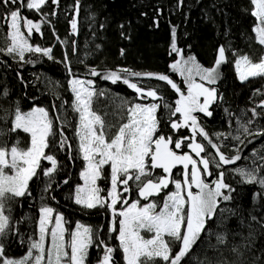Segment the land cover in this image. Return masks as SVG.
I'll list each match as a JSON object with an SVG mask.
<instances>
[{
  "label": "snow or ice",
  "instance_id": "6c2138e0",
  "mask_svg": "<svg viewBox=\"0 0 264 264\" xmlns=\"http://www.w3.org/2000/svg\"><path fill=\"white\" fill-rule=\"evenodd\" d=\"M48 3L49 0H0V7L5 9L0 14V20L5 21L8 28L5 37L7 46L0 48V52L18 57L19 61L26 63L33 61H25V53H40L52 59L50 47L33 45L30 38L33 32L43 35L41 24L51 25L48 16L54 17L55 9L42 13L41 23L22 15V9L40 13ZM51 4L58 8L60 0H51ZM250 4L253 6L251 15L258 21L253 31L258 43L264 46V0H250ZM73 12L79 14V0H76ZM23 29H26L27 35ZM71 29L73 33L77 31L75 18L71 20ZM171 37L170 54L175 53L179 59L170 68L183 78L186 89L163 73H141L124 68L102 75L95 68L89 69L93 77L102 75L104 80H110L113 84L122 81L134 90L137 100L151 101L129 102L117 124H108L102 115L93 110L92 101L97 95L93 80L73 78L69 81L74 93L73 110L78 113L75 133L78 137L77 151L86 162L80 173L83 184L75 187L74 197L70 198L82 210L110 211L111 220L105 236H101L105 231L103 226L94 229L80 222H76L74 230L69 231L66 225L70 222L64 214L42 204L38 210V238L30 239L28 251L23 257L15 259L5 255L4 241L19 231L12 222L11 204L20 198L32 197L29 185L34 178L36 181L41 177L47 178L44 192H50L56 183L54 173L58 161L46 150L54 146L61 150L67 148L71 159L72 144L64 134L63 126H57V133L55 120L43 107L22 112L17 104L11 113L0 116V122L4 123L8 122L9 115L12 117L9 127H0V264H92L90 251L93 249L98 250L95 264H119L118 250L122 253L123 264H187L185 258L201 240L202 234L206 233L209 221L215 222L218 218L220 204L233 198L235 188L225 182L229 172L240 176L241 183L258 185L262 191L256 195L264 199V175H261L264 163L257 164L253 160L251 167L229 169L227 166L242 159L240 148L234 149V155L222 151L224 143L221 137L227 140L231 133H216L218 142H213L197 115L201 113L211 117V106L223 99L214 85L221 78V65L229 62L226 55L228 49L220 46L214 65L204 67L194 55L185 57L183 49L177 46L175 27L171 29ZM232 54L236 56L234 65L241 82L264 79V55L254 61L247 54L238 55L234 51ZM121 73L127 75L122 76ZM132 77L165 82L178 96L174 106L159 94L157 88L146 89L131 82ZM0 96L7 97L8 91L0 90ZM258 107L264 109V101ZM251 112L254 118L264 116V111L257 112L256 108H252ZM252 123L254 119H250L247 125H240L244 134L264 136V129L256 133L249 131L248 125ZM165 127L172 134H166ZM181 129H190L191 135L173 139ZM17 132L29 135L26 148L20 147L18 138L11 145L3 139ZM198 136L207 141V145L199 142ZM232 139L243 143L239 135L232 136ZM184 148L190 151H183ZM253 155L256 153L253 152ZM258 159L264 161V156ZM42 160L49 162L50 167H42ZM178 166L181 171L179 178H176L174 169ZM106 168L109 170L107 175ZM157 169L162 174L156 173ZM69 179H64L62 183L69 184ZM101 179L110 184V190L103 196L101 192L104 189L97 183ZM130 182L135 184L138 197L149 201L159 196L161 203L150 200L141 205L140 199L129 203L130 195L125 197L124 194L132 192ZM170 185L174 190L169 191ZM117 204L126 207L118 211ZM223 211L221 209V213ZM142 232L151 235L146 238ZM113 233L119 242L118 247L107 242L112 239ZM217 241L227 243L226 236L217 235Z\"/></svg>",
  "mask_w": 264,
  "mask_h": 264
},
{
  "label": "trees",
  "instance_id": "16d2710c",
  "mask_svg": "<svg viewBox=\"0 0 264 264\" xmlns=\"http://www.w3.org/2000/svg\"><path fill=\"white\" fill-rule=\"evenodd\" d=\"M75 3L76 0H60L57 8L49 0L40 13L22 9V15L38 23L43 20L42 13H50L55 9L56 15L48 16L51 25L41 24L43 35L33 32L30 38L33 45L50 47L52 59L40 53H25V61H33L26 63L19 61L18 57L0 52V90L8 91L7 97L0 96V116L11 113L17 104L21 110H28L35 105L44 106L55 120L57 133V126H63L64 134L72 144L71 159L67 148L61 150L54 146L46 150L58 161L54 173L56 183L50 192H44L47 178L41 177L39 181L34 178L29 185L32 197L20 198L11 204L12 222L19 231L4 241L7 257L24 255L30 239L37 238L38 210L42 204L62 212L70 222L66 225L69 231L74 230L75 223L81 221L94 229L103 226L105 231L101 236H105L111 220L110 211L82 210L70 198L74 197L75 187L82 182L80 173L86 162L77 151L78 137L75 133L78 113L73 110L74 93L69 81L73 75L95 80L97 95L93 98L92 108L108 124H117L125 106L139 100L134 90L122 81L113 84L110 80H104L102 75L106 72L127 68L141 73H163L186 89L183 78L170 68L177 58L175 53L170 54L173 27L176 28L177 46L183 49L184 55L193 54L205 66L214 64L220 46L228 49L226 55L229 62L221 66V78L214 85L217 94H222L223 99L211 106V117L201 113L197 115L213 142H218L216 133H231L227 140L221 137L224 143L222 151L234 155V149L240 148L242 159L227 166L229 169L251 167L253 160L257 164L264 163L258 159L264 156V136L246 135L240 127L254 119V123L248 125L249 131L256 133L264 129V116L254 118L251 112L252 108H256L257 112L264 111L258 107L264 101V79L241 82L234 65L236 56L232 54L233 51L238 55L247 54L254 61L264 55V46L258 43L253 31L257 20L251 15L253 6L250 0H183L182 3L181 0H79L78 15L73 12ZM4 11L0 7V14ZM73 18L77 20L75 33L71 29ZM7 31V23L0 20V48L7 46ZM91 68L102 75L91 76ZM135 82L146 89L157 88L159 94L173 106L178 98L165 82L147 77L136 78ZM11 118L9 115L7 123L0 122V127H9ZM164 131L172 134L167 127ZM190 135V129H181L173 139ZM237 135L243 141L242 144L232 139V136ZM17 138L21 148L29 145V135L22 132L3 139L11 145ZM202 141L207 145V141ZM209 150L214 152L210 147ZM183 151L189 149L184 148ZM41 166L50 167V164L42 160ZM108 171L106 168L105 175ZM158 171L156 173H160ZM261 175H264V170ZM69 177V184H63L62 181ZM240 180L241 177L232 172L226 175L225 182L235 188L233 198L220 204L218 218L215 222L209 221L206 233L202 234L201 240L185 258L187 264H264V199L256 195L262 190L258 185L241 183ZM98 182L104 189L103 195H106L110 188L109 182L105 179ZM132 194L136 195L134 191ZM17 221L21 222L16 224ZM217 235H225L227 243H219ZM107 242L118 247L115 233ZM97 254L96 249L90 251L92 264H95ZM116 255L119 264H123L122 253L118 250Z\"/></svg>",
  "mask_w": 264,
  "mask_h": 264
},
{
  "label": "rangeland",
  "instance_id": "374dc122",
  "mask_svg": "<svg viewBox=\"0 0 264 264\" xmlns=\"http://www.w3.org/2000/svg\"><path fill=\"white\" fill-rule=\"evenodd\" d=\"M35 23H38V22H35ZM257 23H258V21H257ZM256 23V24H257ZM24 31H25V34L27 35V32H26V29H23ZM190 55H193V54H190ZM189 56V55H188ZM185 57H187V56H185ZM176 59H179V57H177ZM175 59V60H176ZM174 60V61H175ZM173 61V62H174ZM198 61V60H197ZM172 62V63H173ZM199 62V61H198ZM200 63V62H199ZM201 64V63H200ZM201 65H203V64H201ZM214 65V64H213ZM212 65V66H213ZM204 67H212V66H205V65H203ZM222 66V65H221ZM116 71H119V70H116ZM109 72H111V71H109ZM219 72L221 73L222 71H221V68L219 69ZM106 73H108V72H106ZM105 73V74H106ZM121 75L122 76H126L127 74L126 73H121ZM73 78H79V79H83V80H93L94 81V84H95V80L92 78V77H82V76H72L71 77V79H73ZM135 79H136V77H132L131 78V82H135ZM199 78L197 77V80H198ZM136 83V82H135ZM215 87V86H214ZM139 102H145V103H147V102H151L150 100H148V101H139ZM34 107H43V108H45L44 106H39V105H35V106H33L32 108H30V109H28V110H21L22 112H28V111H31ZM46 109V108H45ZM47 110V109H46ZM51 116V115H50ZM202 137H197V140L199 141V142H203L202 141ZM190 151V150H189ZM195 158V157H194ZM86 166V165H85ZM84 170V168L82 169V171ZM157 171V170H156ZM180 171H181V168H180V166H178L177 167V170L176 169H174V176H176V178H179V173H180ZM158 172H160L159 174H162L161 173V171H158ZM209 179H211V178H209ZM98 183V185H99V182H97ZM81 184H83V180H82V182L80 183V184H78V185H81ZM130 184H132V182H130ZM100 186V185H99ZM101 187V186H100ZM102 188V187H101ZM109 190H110V188H109ZM171 190H174V187L172 186V185H170L169 186V191H171ZM195 190V189H194ZM133 191L135 192V194L136 195H134L133 196ZM101 195L103 196V193L101 192ZM125 195V197H128L129 195H130V199H129V203H131L132 202V200H135V199H140L141 200V205H143V204H146V203H149L150 202V200H155L158 204H160L161 203V197H159V196H156V197H152V198H150V200L149 201H146V200H143L142 198H140V197H138V195H137V192H136V186H135V184H132V192L129 194V193H125L124 194ZM162 195H163V193H162ZM117 210L119 211V210H121L123 207H126V206H124V205H122V204H117ZM55 209V208H54ZM57 211V210H56ZM157 211H159V208H157ZM57 212H60V211H57ZM60 213H62V212H60ZM78 222H80V223H83V222H81V221H78ZM84 225H86V226H88L87 224H85V223H83ZM142 235H145L146 236V238H148V237H150V233H143L142 232ZM66 236H67V234H66ZM37 238H38V234H37ZM36 238V239H37ZM48 247V245L46 244V248ZM28 251V250H27ZM27 253V252H26ZM25 253V254H26ZM24 254V255H25ZM24 255H22V256H20V257H16L15 259H19V258H21V257H23ZM9 258H12V257H9Z\"/></svg>",
  "mask_w": 264,
  "mask_h": 264
}]
</instances>
